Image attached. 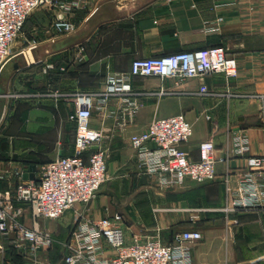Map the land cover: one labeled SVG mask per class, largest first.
<instances>
[{
    "label": "crops",
    "instance_id": "obj_1",
    "mask_svg": "<svg viewBox=\"0 0 264 264\" xmlns=\"http://www.w3.org/2000/svg\"><path fill=\"white\" fill-rule=\"evenodd\" d=\"M62 11L75 24L71 32L54 27ZM216 45L224 46L237 59L239 75L230 79L222 73L206 76L211 94L199 93L198 78L177 84L175 78L137 76L131 84L142 106L134 121L121 126L112 113L120 96H112L103 108L94 110L92 125L109 134L111 182L83 210L81 206L70 209L72 221L65 231L58 221L40 222L67 241L76 211L90 218L121 211L128 242L133 232L160 229L163 240L170 242L176 232L197 228L203 238L190 243L193 264H264V169L253 170L262 190L259 204L241 206L228 214L223 210L240 197L239 188L250 169L247 157L264 155L262 105L258 98L247 96L264 93V0H87L69 11L58 5L37 8L28 17L23 37L16 41L0 76V172L13 174L10 181L0 179V190L15 193L19 171L74 153L76 122L71 114L76 107L72 94L102 92L107 75L129 72L137 57ZM163 89L166 93L162 94ZM55 90L62 95H52ZM179 113L193 125V135L182 147L191 159L199 160L201 144L211 140L217 175L205 183L187 179L177 190L160 193L155 179L139 167L131 135L145 131L156 118ZM238 131L249 135L250 149L244 155L231 150ZM119 179L121 189L116 185ZM119 198L126 201L117 206L114 200ZM194 214H199L196 220ZM27 223L32 221L27 219ZM52 249L41 252L46 264H58L63 257L54 263ZM6 251V259L21 260L8 243Z\"/></svg>",
    "mask_w": 264,
    "mask_h": 264
},
{
    "label": "built area",
    "instance_id": "obj_2",
    "mask_svg": "<svg viewBox=\"0 0 264 264\" xmlns=\"http://www.w3.org/2000/svg\"><path fill=\"white\" fill-rule=\"evenodd\" d=\"M87 0H0V76L13 56L15 41L23 32L28 17L43 5H58L64 10L85 5ZM221 20V18H219ZM59 32H71L75 24L65 12H60L54 22ZM222 73L227 78L239 75L237 59L224 46H208L200 50H183L153 57H137L129 72H112L107 75L106 88L100 93L76 92L72 94L76 122L74 153L59 156L36 168L34 179H24L23 171L17 173L15 193L0 190V249L6 244L17 250L20 262L5 257L3 264H46L41 252L50 250L58 242L51 230L41 225V219H57L77 203L89 204L101 186L109 179V134L104 128L92 125L96 108H103L112 96L122 98L117 109L121 126L134 121L142 102L133 91V77L157 76L175 78L177 84L198 78L199 93L211 94L205 78ZM161 93H166L162 90ZM55 97L62 95L58 90ZM231 96L243 94L228 93ZM18 97L19 94H13ZM258 98L264 118V93L247 94ZM102 103L97 104V100ZM210 118V116H208ZM193 135V125L184 113L154 119L145 131L131 135L139 167L155 179L160 190H169L184 184L187 179L197 183L214 180L217 175L215 146L211 140L200 146V159L193 160L182 145ZM250 149L249 135L238 131L233 135L231 150L244 155ZM249 171L239 188L240 197L232 199L223 210L228 214L238 207H254L260 201V184L255 182L253 170L264 169V155L248 156ZM262 174V173H259ZM13 174L0 172V179H12ZM230 190V187H229ZM195 211H200L197 209ZM199 214L192 215L196 220ZM27 219L32 221L27 223ZM203 238L197 228L177 232L172 241L165 242L160 229L154 232L132 233L126 239V221L122 213L102 218H90L76 211L75 225L70 239L59 241L64 249L58 264H193L190 243ZM112 249L113 254L108 253ZM1 262V261H0Z\"/></svg>",
    "mask_w": 264,
    "mask_h": 264
},
{
    "label": "rangeland",
    "instance_id": "obj_3",
    "mask_svg": "<svg viewBox=\"0 0 264 264\" xmlns=\"http://www.w3.org/2000/svg\"><path fill=\"white\" fill-rule=\"evenodd\" d=\"M23 37V32L19 35V37L17 38V40L16 41H18V40H20L21 38ZM16 41H15V43H16ZM13 51H14V49H13ZM111 177L101 186V188L100 189H102L103 187H104V185H107L108 183H110L111 181ZM122 180H120L119 179V182H118V184L116 183V185L119 187V189H121V187H122ZM182 185H179V186H177V187H175V188H172V189H169V190H160L158 187H157V189L156 190H158L160 193H168V192H170V191H175V190H177L178 188H180ZM197 192V191H196ZM100 193H98L97 195H99ZM181 194H183V193H181ZM193 194H195V193H193ZM115 202H117V203H119V205H117V206H120V203L121 202H125L126 200H125V198L123 199V200H121L120 198L119 199H115L114 200ZM130 202H132V200H129ZM129 205V208H131L132 207V205H130V204H128ZM78 206H81V207H83L82 208V210L84 209V207L86 206L85 204H82V203H77L76 205H75V207H78ZM132 210V209H131ZM119 212H121V211H119ZM131 212V211H130ZM122 213V212H121ZM122 214H124V213H122ZM72 215H73V210H69V211H67L66 212V215L64 216V219H61V218H57V219H48V220H45V219H43L44 221H48V222H52V221H54V222H56V221H58V224H60V225H62V228H63V231H65V229H67V226H68V224L69 223H71V221H72ZM54 233V232H53ZM64 233V232H63ZM177 233V232H176ZM54 236H55V238H56V240L59 242V241H63L61 238H60V236H58L57 234H55L54 233ZM58 242H56V244L54 245V247H53V253H54V257H53V259H54V263H56V261L57 260H59L60 259V257H62V255H63V252H62V248H61V246H60V243H58ZM8 255V252L5 250V251H2L1 249H0V264H3L2 263V259H3V257H6Z\"/></svg>",
    "mask_w": 264,
    "mask_h": 264
},
{
    "label": "water",
    "instance_id": "obj_4",
    "mask_svg": "<svg viewBox=\"0 0 264 264\" xmlns=\"http://www.w3.org/2000/svg\"><path fill=\"white\" fill-rule=\"evenodd\" d=\"M24 179H34L36 177V167L30 166L26 167L23 175Z\"/></svg>",
    "mask_w": 264,
    "mask_h": 264
},
{
    "label": "trees",
    "instance_id": "obj_5",
    "mask_svg": "<svg viewBox=\"0 0 264 264\" xmlns=\"http://www.w3.org/2000/svg\"><path fill=\"white\" fill-rule=\"evenodd\" d=\"M15 254V252L14 251H12V255H14ZM21 260H18V261H16V262H20Z\"/></svg>",
    "mask_w": 264,
    "mask_h": 264
}]
</instances>
